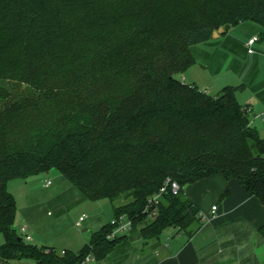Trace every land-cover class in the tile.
Segmentation results:
<instances>
[{"label":"trees","instance_id":"obj_1","mask_svg":"<svg viewBox=\"0 0 264 264\" xmlns=\"http://www.w3.org/2000/svg\"><path fill=\"white\" fill-rule=\"evenodd\" d=\"M252 22L264 38V0H0V264H79L123 236L111 222L78 252L36 247L17 234L7 183L53 169L90 202L107 200L145 242L168 228L187 236L198 208L166 179L238 180L264 204V138L231 86L209 95L177 79L191 48ZM120 201V204H115ZM264 239V226L259 229Z\"/></svg>","mask_w":264,"mask_h":264},{"label":"crops","instance_id":"obj_2","mask_svg":"<svg viewBox=\"0 0 264 264\" xmlns=\"http://www.w3.org/2000/svg\"><path fill=\"white\" fill-rule=\"evenodd\" d=\"M223 35H219L216 39H220ZM253 39L255 38H249L243 45L248 47V42ZM213 40L212 38L201 44L203 45L200 51L202 57L197 60L195 58L196 63L203 66L209 63L212 55H217L215 51L217 42ZM255 40L251 47L259 41ZM225 41L226 39L222 43L224 44ZM261 41L259 53L264 54V40L261 38ZM193 49L191 51L194 57ZM249 50L252 52L248 47V54L251 53ZM256 85H258L256 98L264 101V76H261ZM256 118L260 119L259 116ZM38 177H29L25 180L24 186L21 184L17 186L21 194L25 191V198L29 201L22 208L26 224L19 226V229L26 228L25 234L30 237L32 245L38 243L42 247L61 252L66 250L78 252L90 240L72 230V237L64 236L54 227L53 221L47 224L48 217L53 213H59L68 205V201L64 199L66 196L64 193L61 195L40 194L41 191L50 188L52 183L48 179H43L44 182L40 183L39 187L38 184L42 178ZM58 179L61 184L66 181L61 174ZM13 181L10 180L7 183L8 190L13 185ZM47 182H50L49 186H46ZM183 193L200 212L201 226L193 235L187 236L178 228H168L157 239L145 242L137 228L124 235L106 257L88 264L264 263V239L259 233V229L264 226V204L257 198L249 196L238 180H226L221 175H215L186 185ZM74 196L76 198L73 208L78 211V218L82 215L87 216L86 221H83L86 223V228L94 233L110 222L102 215L104 203L107 200L90 202L82 194H74ZM213 207H216V210L211 215ZM111 211L112 221L114 216L112 206Z\"/></svg>","mask_w":264,"mask_h":264},{"label":"rangeland","instance_id":"obj_3","mask_svg":"<svg viewBox=\"0 0 264 264\" xmlns=\"http://www.w3.org/2000/svg\"><path fill=\"white\" fill-rule=\"evenodd\" d=\"M261 27L252 22H244L239 25L231 27L225 35L221 36L220 39H214L213 42L216 46V54L210 57L207 66L200 63H194L189 67L184 73L177 76V79L188 85H195L199 87L202 91H206L210 95H216L221 89L226 86L233 87L235 92V98L240 107H245L249 104V109L251 112L248 114V120L251 126L258 131L261 137L264 138V119L261 118V114L264 113V101L263 99L256 98L258 81L261 76H264V54H260V44H261ZM249 38H255L259 41L253 47H250L252 52L248 54V47L244 46ZM226 39L225 43L222 42ZM264 40V38H262ZM261 41V42H260ZM201 44L195 45L192 48L194 51V60L196 58L200 59L202 54ZM191 48V49H192ZM214 50V49H213ZM212 50V51H213ZM258 57V58H256ZM262 58V59H261ZM261 89V87H259ZM256 116L260 119H257ZM39 176V177H38ZM60 173L59 171L53 169L47 173H42L36 175L35 177L42 178L38 186L40 187L43 179H48L51 181L52 186L46 191H41L40 194L49 195H61L64 193L66 195L64 199H67L68 205L61 209L57 214H52L47 219V224L52 223L54 227L59 231L60 234L64 236H73L72 232H76L79 236L85 237L88 241L91 239L93 234L92 230L86 228V223L82 222L79 227H76V222L78 219V211L74 210L73 202L75 200L74 194H81L71 183L64 181L61 184L59 181ZM34 177V176H32ZM26 179H14L13 185L10 186L9 192L14 195L16 201V215L13 227L17 231V234L21 237L19 232V226H24L26 221L24 220V212L22 211L23 206L26 202H29L25 198L24 193L18 192V185L24 186ZM23 184V185H22ZM41 190V189H40ZM61 200V199H60ZM117 201L115 204H120ZM102 210V215L104 219L111 222L112 211L110 202L105 201ZM24 217V218H23ZM83 221H86L85 215H82ZM150 221V218H148ZM109 222V223H110ZM87 232L82 233L83 230ZM31 244V242H28ZM0 244H3V237L0 235ZM33 244V243H32ZM36 247H42L40 244H34ZM6 264H34L31 259L22 258L19 260H12Z\"/></svg>","mask_w":264,"mask_h":264},{"label":"built area","instance_id":"obj_4","mask_svg":"<svg viewBox=\"0 0 264 264\" xmlns=\"http://www.w3.org/2000/svg\"><path fill=\"white\" fill-rule=\"evenodd\" d=\"M256 40H250L248 42V47L250 48L252 46V44L255 42ZM251 51L249 50V53ZM245 110L247 111V113H249L251 110L249 109V107H246ZM261 118L264 119V113H262ZM50 182H47L46 186H49ZM183 189H181V187L179 186V184L171 179H166V181L164 182V185L159 189V191L152 195L151 197L148 198L146 206H145V211H147L148 214V218L153 219L156 216V212H157V207L159 206L162 197L164 196V194H166L168 191L171 192L172 195L176 196L178 195ZM216 210V207H213L211 210V215L214 214ZM83 222V217H79L77 222H76V227H79L80 224ZM111 223L113 225H115L113 232L108 236L110 239H115L117 237L120 236H124L128 233L131 232L132 230V224L129 220H127L125 217L121 216L119 217L117 220H112ZM19 232L21 233V237L26 241V242H30L31 239L29 236H27L26 233V228L25 227H21L19 229ZM94 257L91 253H89L82 262H80L79 264H88L92 261H94ZM264 264V263H261Z\"/></svg>","mask_w":264,"mask_h":264},{"label":"water","instance_id":"obj_5","mask_svg":"<svg viewBox=\"0 0 264 264\" xmlns=\"http://www.w3.org/2000/svg\"><path fill=\"white\" fill-rule=\"evenodd\" d=\"M230 28L229 25H225L224 27L220 28L217 32L213 33L212 38L216 39L219 35H223L226 31ZM86 230H83L85 232Z\"/></svg>","mask_w":264,"mask_h":264}]
</instances>
